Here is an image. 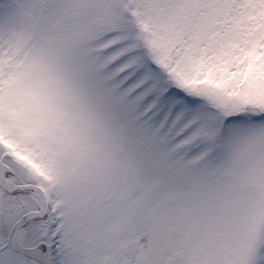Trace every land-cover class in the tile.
Masks as SVG:
<instances>
[{"label":"snow or ice","instance_id":"obj_1","mask_svg":"<svg viewBox=\"0 0 264 264\" xmlns=\"http://www.w3.org/2000/svg\"><path fill=\"white\" fill-rule=\"evenodd\" d=\"M0 264H264V0H0Z\"/></svg>","mask_w":264,"mask_h":264}]
</instances>
